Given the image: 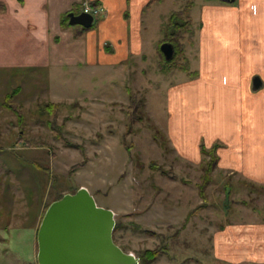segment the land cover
Wrapping results in <instances>:
<instances>
[{
	"label": "rangeland",
	"instance_id": "rangeland-1",
	"mask_svg": "<svg viewBox=\"0 0 264 264\" xmlns=\"http://www.w3.org/2000/svg\"><path fill=\"white\" fill-rule=\"evenodd\" d=\"M186 1H169L162 13ZM160 27L148 36L149 59L112 71L0 69V264H38L34 229L42 203L46 208L81 187L115 212V242L140 264H218L214 231L264 221V190L217 169L206 201L200 197L205 156L186 158L167 132L169 91L185 74L165 69L153 53L164 37ZM16 89L8 109L6 97ZM148 250L165 254L146 260Z\"/></svg>",
	"mask_w": 264,
	"mask_h": 264
},
{
	"label": "crops",
	"instance_id": "crops-1",
	"mask_svg": "<svg viewBox=\"0 0 264 264\" xmlns=\"http://www.w3.org/2000/svg\"><path fill=\"white\" fill-rule=\"evenodd\" d=\"M169 1L0 0V69L112 71L133 58L149 59L151 29L161 25L165 32L153 43L158 54L170 18L190 5L183 43L196 75L182 72L169 91V138L194 162L201 144L221 143L217 171L264 188V0H187L163 14ZM96 2L90 30L63 24L67 14L80 15ZM257 79L262 85L255 90ZM44 210L42 203L39 222ZM17 215L22 223L25 216ZM212 254L218 264H264V221H234L214 231Z\"/></svg>",
	"mask_w": 264,
	"mask_h": 264
},
{
	"label": "water",
	"instance_id": "water-1",
	"mask_svg": "<svg viewBox=\"0 0 264 264\" xmlns=\"http://www.w3.org/2000/svg\"><path fill=\"white\" fill-rule=\"evenodd\" d=\"M233 3L235 0H221ZM89 13L69 14V24L92 28ZM161 51L166 61L175 57L174 45L165 42ZM260 81L253 88L260 89ZM117 216L100 207L91 192L81 187L63 195L46 210L37 234L38 264H140V258L124 251L115 242Z\"/></svg>",
	"mask_w": 264,
	"mask_h": 264
},
{
	"label": "trees",
	"instance_id": "trees-1",
	"mask_svg": "<svg viewBox=\"0 0 264 264\" xmlns=\"http://www.w3.org/2000/svg\"><path fill=\"white\" fill-rule=\"evenodd\" d=\"M162 1V0H161ZM100 6V3H94L93 8H98ZM190 6V5H189ZM189 6L180 13H175L172 15V17L169 20V24L167 25V30H166V38L164 40L165 42H169L174 45L175 48V57L172 61H166L162 51H161V46L159 47V53L161 54L163 58V62L165 64V69L167 70H175L178 69L180 71H183L185 73H188L189 76L194 77L196 75V72H190V68L184 64L186 61V56H185V45L184 41L187 39V34L190 31L191 28V21L189 20L188 13H189ZM69 25V14H67L64 19H63V24ZM91 28H83L82 32L88 31ZM183 60L181 63L180 60ZM18 89H16L14 92L9 94L6 97V103L5 106L10 109L11 105L7 104L9 100H12L14 98L15 93H17ZM132 102H135V100L132 99ZM142 103V109H144V104ZM135 104V103H134ZM136 104L139 106V103L136 102ZM141 105V104H140ZM20 118V124L24 125V117L19 116ZM220 148L219 145L214 144L210 148H207L204 144H201L200 150L201 154L205 156V160L201 163L200 168L202 170V176L200 178V184L198 185V190H199V195L200 197L206 201V191L208 187L211 185L213 182V173L214 171L218 168L219 164V155H218V149ZM245 185H248L254 189H262L264 190L263 187H259L253 183L250 182H244ZM62 197V196H61ZM49 206H47L44 210V214L46 210L48 209ZM44 216V215H43ZM118 225V224H117ZM118 230V226L115 229V233ZM165 254V251H152L148 250L145 253L146 260L149 258L151 260H155L159 255Z\"/></svg>",
	"mask_w": 264,
	"mask_h": 264
},
{
	"label": "built area",
	"instance_id": "built-area-1",
	"mask_svg": "<svg viewBox=\"0 0 264 264\" xmlns=\"http://www.w3.org/2000/svg\"><path fill=\"white\" fill-rule=\"evenodd\" d=\"M83 12L92 14L94 17L98 14L97 8H93V7L89 6V5L84 6Z\"/></svg>",
	"mask_w": 264,
	"mask_h": 264
}]
</instances>
